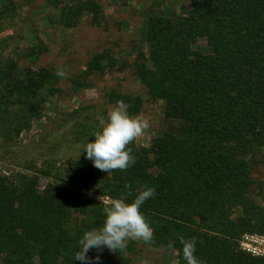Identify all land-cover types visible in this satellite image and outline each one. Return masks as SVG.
<instances>
[{
	"label": "trees",
	"instance_id": "obj_1",
	"mask_svg": "<svg viewBox=\"0 0 264 264\" xmlns=\"http://www.w3.org/2000/svg\"><path fill=\"white\" fill-rule=\"evenodd\" d=\"M53 2L52 25L75 28L84 13L92 14V25L101 21L93 0ZM188 2L186 14L146 22L147 53H139L132 69L147 100L164 103V130L148 147L136 140L129 145L135 163L127 170L104 172L86 158L80 146L99 130L92 106L61 112L43 138L19 145L62 90L49 70L22 69L0 56V158L23 170L0 174V264H83L75 260L77 242L105 219V205L83 191L131 202L146 188L155 189L140 208L153 229L147 244L175 252V264H187L180 237L196 238L195 255L204 264H264V256L240 247L245 235L264 236V203L252 196L257 188L264 197L254 175L264 149V0ZM13 4L6 0L8 11ZM37 43L30 54L47 50ZM114 66L103 51L89 59L84 74L104 76ZM102 98L105 119L117 101L129 104L132 116L145 102L114 88L103 90ZM40 177L48 180L43 190ZM135 247L130 240L123 251L105 247L87 256H100L94 264H130Z\"/></svg>",
	"mask_w": 264,
	"mask_h": 264
},
{
	"label": "rangeland",
	"instance_id": "obj_2",
	"mask_svg": "<svg viewBox=\"0 0 264 264\" xmlns=\"http://www.w3.org/2000/svg\"><path fill=\"white\" fill-rule=\"evenodd\" d=\"M87 1L62 0L64 4L82 5H86ZM93 1L99 6L96 13V18L101 20L99 25L90 24L92 14L84 13L77 27L64 29L51 24L50 19L58 9L53 0H13V9L10 11L5 6L6 0H0V56L13 61L22 69L49 70L55 75L57 85L62 90L58 100L52 99L45 105L44 117L33 122L30 130L20 135L19 145L32 146L49 133L52 121L59 118L61 112L71 111L80 105L92 106L95 115L103 118L100 115L107 104L102 98V91L112 88L138 94L145 100L141 114L149 119L150 128L136 140L138 145L148 147L151 140L164 130V103L147 100L132 65L139 53H147L145 25L148 18L186 14L189 10L188 0ZM38 40L47 50L36 56L30 53L32 48L38 50ZM103 51L112 56L114 68L104 76L87 77L84 74L86 63L92 56ZM78 83L84 84L80 86ZM110 108L112 106H108V111ZM5 149L1 151L5 152ZM12 155L20 156L15 150ZM259 157L261 162L255 168L254 175L264 189V149H261ZM27 159L30 158H22ZM19 170L22 167L20 169L13 160L0 158V174L9 175ZM47 183V179L40 177L38 188L43 190ZM252 196L259 203H264V197H258L257 188H253ZM255 236L261 235L250 234L241 239L240 244L247 251L264 255V240ZM132 241L136 247L128 255L130 264L176 263L175 252L152 248L143 241Z\"/></svg>",
	"mask_w": 264,
	"mask_h": 264
},
{
	"label": "clouds",
	"instance_id": "obj_3",
	"mask_svg": "<svg viewBox=\"0 0 264 264\" xmlns=\"http://www.w3.org/2000/svg\"><path fill=\"white\" fill-rule=\"evenodd\" d=\"M129 107L130 105L124 101H117L107 112L106 119H100L99 130L93 133L95 140L87 142L82 147L86 158L101 171L108 173L123 171L135 163L129 145L145 134L150 128V122L142 114L129 115ZM125 187L129 189L128 195H131V186ZM154 196L155 189L146 188L139 190L131 202H126V198H115L105 202L103 226L86 231L78 240L80 250L76 251L75 260L83 264H94V261L100 260V256L97 255L94 259L88 257L87 253L91 249H96L99 253L106 247L111 252H117L125 250L130 240L153 242V229L140 208L146 200ZM179 242L183 246V258L187 264H204V261L195 255V237L190 239L180 237ZM168 247L174 248V242L170 241Z\"/></svg>",
	"mask_w": 264,
	"mask_h": 264
},
{
	"label": "built area",
	"instance_id": "obj_4",
	"mask_svg": "<svg viewBox=\"0 0 264 264\" xmlns=\"http://www.w3.org/2000/svg\"><path fill=\"white\" fill-rule=\"evenodd\" d=\"M83 193H86L87 196H88L89 198H92V199H94L95 201H99V202L102 203L103 205H105V202H107L108 200H110V198H108V197H106V196H100V195H96V194H94V193H90V192H86V191H83ZM99 197H100V199H99ZM246 236H248V235H245L244 237H246ZM244 237H243V238H244ZM255 237L264 240V236H262V235H261V236H255ZM243 238H242V239H243ZM240 247H241V249L247 251L246 249L242 248L241 244H240ZM247 252L252 253L251 251H247ZM252 254H253V255H256V256H264V255H262V254H257V253H252Z\"/></svg>",
	"mask_w": 264,
	"mask_h": 264
}]
</instances>
